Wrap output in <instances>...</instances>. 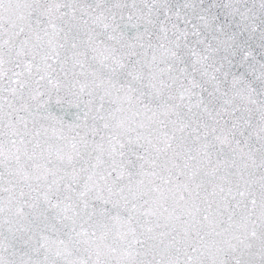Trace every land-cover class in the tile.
Wrapping results in <instances>:
<instances>
[{"label":"snow or ice","instance_id":"obj_1","mask_svg":"<svg viewBox=\"0 0 264 264\" xmlns=\"http://www.w3.org/2000/svg\"><path fill=\"white\" fill-rule=\"evenodd\" d=\"M0 264H264V0H0Z\"/></svg>","mask_w":264,"mask_h":264}]
</instances>
